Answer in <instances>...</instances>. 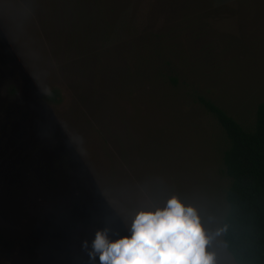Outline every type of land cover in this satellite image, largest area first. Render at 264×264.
<instances>
[{"label":"rangeland","instance_id":"374dc122","mask_svg":"<svg viewBox=\"0 0 264 264\" xmlns=\"http://www.w3.org/2000/svg\"><path fill=\"white\" fill-rule=\"evenodd\" d=\"M127 2L107 44L113 53L101 81L49 35L45 0H0V36L8 31L44 70L47 86L59 90L55 111L74 137H83L80 150L115 207L130 220L177 196L198 209L214 236L209 250L218 264H235L222 233L215 235L227 212L225 138L197 98L211 100L244 128L253 125L264 103V3ZM187 7L206 26L172 37L177 55L163 67L158 88L145 83L144 93L136 85L124 91L118 78L127 66V41L145 29L170 28ZM17 59L23 66L22 57ZM12 84L19 93L3 94ZM104 227L112 229V238L123 235L119 218L100 199L0 37V264H90L82 243Z\"/></svg>","mask_w":264,"mask_h":264},{"label":"trees","instance_id":"16d2710c","mask_svg":"<svg viewBox=\"0 0 264 264\" xmlns=\"http://www.w3.org/2000/svg\"><path fill=\"white\" fill-rule=\"evenodd\" d=\"M45 2L51 9L49 35L61 44L62 51L74 52L78 58L76 65L93 70V76L101 81L108 67V56L113 53V47L107 44L127 0ZM187 11L170 28L158 33L145 29L127 41V66L118 78L124 91L136 85L144 93L145 83L158 88L154 84L164 79L163 67L177 55L172 37L184 30L195 34V26L201 29L206 26L204 18L196 15L198 12ZM16 89L15 85H9L3 94L13 95ZM51 90V99L46 98L43 103L59 105L62 100L59 90ZM197 103L214 118L225 138L221 152L222 174L229 182L225 192L227 212L221 224L225 249L235 264H264V103L258 104L254 123L248 128L205 97L199 96Z\"/></svg>","mask_w":264,"mask_h":264},{"label":"clouds","instance_id":"9594fccd","mask_svg":"<svg viewBox=\"0 0 264 264\" xmlns=\"http://www.w3.org/2000/svg\"><path fill=\"white\" fill-rule=\"evenodd\" d=\"M0 37H3L9 55L41 100L51 99L53 94L45 83L44 70L35 62H30L29 56L8 31ZM13 45L16 51H13ZM18 55L25 62L23 66L17 59ZM16 91L19 93V89ZM46 105L55 125L84 165V171L91 178L100 199L116 214L123 226V235L117 234L118 238H112V229L104 227L95 231L91 242L83 241L82 250L87 253L90 264H218L217 254L209 250L214 236L205 229L198 209L185 204L177 196L169 198L163 207L138 211L129 220L109 199L104 184L80 150L83 137H74L55 111V106ZM220 234L218 231L215 235Z\"/></svg>","mask_w":264,"mask_h":264}]
</instances>
